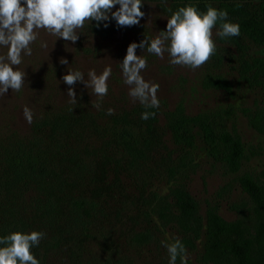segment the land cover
<instances>
[{
    "label": "rangeland",
    "instance_id": "rangeland-1",
    "mask_svg": "<svg viewBox=\"0 0 264 264\" xmlns=\"http://www.w3.org/2000/svg\"><path fill=\"white\" fill-rule=\"evenodd\" d=\"M143 3L141 10L145 16L139 25L118 28L111 20L104 28L105 22L99 27L95 21L87 22L78 30L80 36L75 44L38 30V39L31 45L32 55L22 56L18 66L26 72L23 88L20 92L9 89L0 97V227L15 219L24 224L26 233L43 232L39 246L32 248L40 264H168V253L161 242L175 238L184 244L188 264H206L202 260L203 237L186 244L185 240L192 237L158 214L159 202L172 204L170 193L176 187L195 200L202 218L213 211L226 221L241 222L252 234L260 232V214L242 190L239 178L249 175L264 184V135L250 127L245 113L264 106V84L251 85L246 79L251 80L253 75L241 74L240 65L242 60L264 58V46L245 43L242 50L222 42L214 28L216 53L196 70L171 65L167 53L161 59L137 48L136 54L147 59V68L141 75L159 85L160 105L156 109L167 150L161 151V157L151 155L145 164L121 159L117 151L111 150L109 153L120 165H110L101 171L95 155L101 156L98 149L109 136L103 129L112 116L142 106L133 102L128 86L123 83L119 65L127 46L166 30L168 17L159 5L147 0ZM41 42H47V48H41ZM6 51L0 48V54ZM61 57L68 60V65L59 63ZM106 66L112 68L108 94L99 100L91 89L77 82L74 86L77 103L70 104L66 95L69 86L62 82V76L68 70H79L87 79L90 69L99 74ZM216 84H228L230 90ZM98 101L99 109L93 107ZM179 105L188 116L219 114L229 131L239 136L245 154L238 172H231L224 163L210 157L200 142L188 150L173 144L164 114ZM25 106L33 112L31 124L23 116ZM109 108L114 110L112 115L107 114ZM69 112L73 116L89 115L100 130L78 128L82 141L71 152L83 158L86 168L69 183L73 191L71 201L60 203L55 213H49L44 194H39L33 185L22 187L19 193L5 184V160L11 146L18 142H33L42 147L43 137L35 133V124ZM74 200L85 204L77 208Z\"/></svg>",
    "mask_w": 264,
    "mask_h": 264
},
{
    "label": "trees",
    "instance_id": "trees-1",
    "mask_svg": "<svg viewBox=\"0 0 264 264\" xmlns=\"http://www.w3.org/2000/svg\"><path fill=\"white\" fill-rule=\"evenodd\" d=\"M147 1L157 3L168 18L171 15L168 8L176 11L191 3L200 11H206V5L211 4L217 9L226 10L228 19L240 26L239 36L225 39L219 37L222 42L242 50L245 49V43L264 46V0L256 3L252 0ZM237 4L242 6L237 7ZM240 68L241 74L253 75L251 80L245 78L251 85L252 82L264 84V58L242 60ZM216 87L230 90L228 84H216ZM146 110L154 112L155 116L148 120L141 119L142 112ZM245 113L250 127L264 135V106L245 110ZM164 120L176 147L193 149L200 142L210 157L224 163L231 172L240 170L245 154L243 143L235 132L229 131L219 114L188 116L183 106L179 105L174 111L166 112ZM84 122H88L89 126H84ZM96 125L89 115L79 113L73 116L70 112L58 113L37 122L35 133L43 137V146L33 142L12 145L5 160V184L19 193L22 187L33 185L38 193L44 194L45 208L49 213H55L60 203L71 201L73 191L69 183L79 177L78 172L86 168L83 158L72 154L71 148L76 149V145L82 141L81 130L87 131L90 127L100 130ZM103 130L105 133L108 131L109 136L106 134L107 140L98 149L101 156L95 155L100 160L101 171H106L110 165H120V161L109 153L111 150L117 151L121 159L144 164L151 155L161 157V151L167 150L162 141L165 132L159 127L156 108L138 106L123 111L112 116ZM239 183L260 214L258 233L252 234L241 222L226 221L213 211H208L202 218L195 200L179 187L171 190L172 204L159 202L160 218L166 222H175L192 237L185 240L186 244H192V241L203 237L202 260L206 264H264V184L249 175L240 177ZM72 203L77 208L85 204L82 200H74ZM9 221L0 227V237L12 231L26 233L24 224L15 219Z\"/></svg>",
    "mask_w": 264,
    "mask_h": 264
},
{
    "label": "clouds",
    "instance_id": "clouds-1",
    "mask_svg": "<svg viewBox=\"0 0 264 264\" xmlns=\"http://www.w3.org/2000/svg\"><path fill=\"white\" fill-rule=\"evenodd\" d=\"M143 6V0H0V48L7 50L0 54V97H4L9 89L20 92L23 88L26 72L19 70L18 66L22 63V56L32 55L31 45L38 39V30L75 44L80 36L78 30L83 29L87 22L95 21L96 27L105 22L104 28L109 26L107 22L111 20L116 22L118 28L139 25L145 16L141 10ZM167 11L171 15L167 18L166 30L159 31L155 37L144 36L139 44L130 43L119 65L123 83L129 88L128 95L145 109L159 108V85L146 81L141 75L142 70L147 68V59L136 54L137 48L161 59L167 53L171 65L196 70L216 53L214 28L221 39L240 35L239 24L228 19L227 11L211 4L206 5V11H200L191 3L176 11L171 8ZM47 46V42L40 44L41 48ZM59 63L68 65V60L61 57ZM111 75L110 66L104 67L99 74L95 69H90L87 79L79 70H68L61 78L69 86L66 94L68 102L77 103L74 90L77 82L83 83L102 100L108 94ZM93 107L99 109L100 102ZM113 113V109L107 110L108 115ZM23 116L27 123H32L33 112L29 107L23 108ZM154 116V112L146 110L142 112L141 119L148 120ZM44 235L39 231H12L0 237V264H40L32 248L39 246ZM161 243L167 250L168 264H177L178 258L180 264H188L187 250L179 238Z\"/></svg>",
    "mask_w": 264,
    "mask_h": 264
}]
</instances>
